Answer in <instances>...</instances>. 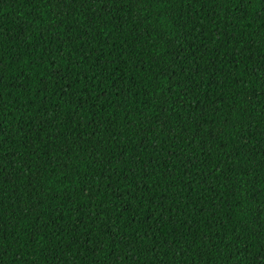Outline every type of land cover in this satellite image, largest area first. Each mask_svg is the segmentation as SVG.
Segmentation results:
<instances>
[{
	"label": "trees",
	"instance_id": "1",
	"mask_svg": "<svg viewBox=\"0 0 264 264\" xmlns=\"http://www.w3.org/2000/svg\"><path fill=\"white\" fill-rule=\"evenodd\" d=\"M0 264H264V0H0Z\"/></svg>",
	"mask_w": 264,
	"mask_h": 264
}]
</instances>
